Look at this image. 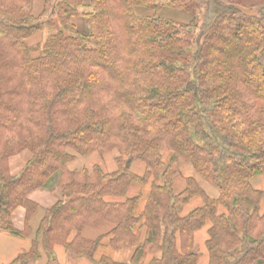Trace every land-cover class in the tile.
<instances>
[{"label": "trees", "instance_id": "16d2710c", "mask_svg": "<svg viewBox=\"0 0 264 264\" xmlns=\"http://www.w3.org/2000/svg\"><path fill=\"white\" fill-rule=\"evenodd\" d=\"M34 2L0 0V230L15 235L14 210L28 222V195L54 186L62 199L37 231L48 255L62 245L91 256L100 240L68 235L108 221L117 248L147 228L138 261L154 249L152 264H196L194 233L209 223L208 264H264V0H43L37 16ZM43 32V45H26ZM24 150L31 159L10 175ZM67 150L115 153L116 170L70 171ZM134 185L150 187L139 214ZM194 196L202 205L180 217Z\"/></svg>", "mask_w": 264, "mask_h": 264}, {"label": "crops", "instance_id": "0c3cea01", "mask_svg": "<svg viewBox=\"0 0 264 264\" xmlns=\"http://www.w3.org/2000/svg\"><path fill=\"white\" fill-rule=\"evenodd\" d=\"M68 154L75 158L67 165L68 169L73 172H81L87 170L92 172L95 166L101 168L106 174H111L116 170L115 153H107L101 155L93 152L85 157L76 156L72 150H67ZM95 156V157H94ZM30 152H25L18 157L10 159V170L12 176H18L26 163L30 160ZM144 165L141 162L135 161L132 163L131 172L137 176H143ZM185 179L182 176H176L172 181L173 195H178L185 188ZM149 186L140 188L138 185L131 186L127 192V197L139 196L138 207L136 213L139 214L147 201ZM28 199L36 205V210L31 213V216L26 222L27 211L23 207H18L14 210L11 217L12 226L16 234H11L0 230V264H101V260L107 259L116 264H132L136 258V250L147 243L149 231L145 226L141 227L138 241L130 243V246L115 247L112 245L113 229L115 224L104 221L98 226H84L80 231L72 230L66 240L71 243L74 238L79 235L85 241L100 240L98 246L91 256L77 255V253L68 251L62 245H55L52 253L48 255L44 250L41 238L38 239L37 231L42 218L46 211L51 209L57 202L62 199V192L59 188L54 187L53 190H36L28 195ZM106 200L110 202H123V198L110 196ZM200 196L192 197L186 204L178 210L180 217L187 216L194 209L202 205ZM210 224L206 223L203 228L196 231L193 237V253L197 256L196 264H208L209 255L206 247L208 240V229ZM137 231V229H136ZM135 231V232H136ZM162 234L158 244L160 245ZM179 243V241L177 242ZM35 244L36 256L32 259L15 263L16 259L30 252ZM161 252L159 250H146L144 255L140 257L136 264H152L159 262Z\"/></svg>", "mask_w": 264, "mask_h": 264}, {"label": "rangeland", "instance_id": "374dc122", "mask_svg": "<svg viewBox=\"0 0 264 264\" xmlns=\"http://www.w3.org/2000/svg\"><path fill=\"white\" fill-rule=\"evenodd\" d=\"M43 4H44V2H43V0H35V2H34V6H33V15L34 16H37V15H39L40 14V12H41V10H42V8H43ZM166 16H169V17H173V13H171V12H167L166 14H165ZM74 22H75V24L77 25V27L80 29V30H84L85 28H86V26H85V20L84 19H82V18H74ZM48 35H49V33L48 32H43V33H40V34H37V35H34V36H32V37H30L29 39H27L26 40V45L28 46V47H30V48H36L37 46H40V45H43L44 44V42H45V40L47 39V37H48ZM44 53V51H36V52H33L32 53V57H34V58H37V57H39V56H41L42 54ZM28 150H24V151H22V152H19V153H17V154H15V155H13L12 157H10L9 158V160H8V168H9V173H10V175H12L11 174V170H10V159H12V158H16V157H18V156H20V155H22L23 153H25V152H27ZM29 152V151H28ZM31 154V153H30ZM167 155V154H166ZM31 157H32V155H31ZM95 157V156H94ZM31 159V158H30ZM13 160V159H12ZM28 163V162H27ZM26 163V164H27ZM25 167V166H24ZM55 185V184H54ZM256 186H259L258 184H255ZM51 186H53V185H51ZM54 189V186L52 187V188H50V190H53ZM47 190H49V189H47Z\"/></svg>", "mask_w": 264, "mask_h": 264}]
</instances>
